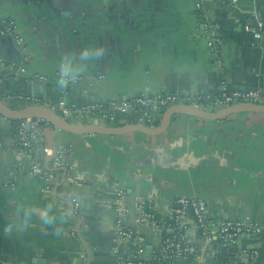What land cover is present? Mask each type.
<instances>
[{"label": "crops", "instance_id": "obj_1", "mask_svg": "<svg viewBox=\"0 0 264 264\" xmlns=\"http://www.w3.org/2000/svg\"><path fill=\"white\" fill-rule=\"evenodd\" d=\"M204 1L205 16L220 27L215 54L197 0H0L1 97L10 104L9 96L30 95L62 117L71 111L77 125L118 127L138 124L139 114L111 104L144 95L186 90L213 101L223 84L264 91V39L254 45L245 32L261 23L264 35V0L236 7ZM9 20L21 47L4 34ZM14 134L15 122L0 119V264H119L130 249L115 228L120 191L145 259L169 231L141 222L139 200H154L168 221L174 201L185 197L206 202L214 220L258 225L260 234L239 240L235 264L249 263L243 250L258 252L250 264H264V114L177 115L155 137L78 135L47 125L40 134L50 153L39 147L31 157L12 147ZM185 223L199 253L178 263L217 264L219 239L204 241L191 217Z\"/></svg>", "mask_w": 264, "mask_h": 264}, {"label": "built area", "instance_id": "obj_2", "mask_svg": "<svg viewBox=\"0 0 264 264\" xmlns=\"http://www.w3.org/2000/svg\"><path fill=\"white\" fill-rule=\"evenodd\" d=\"M221 7H236L240 0H215ZM204 0H197L195 8L200 13L204 24L205 35L213 54L216 53L221 44V35L219 25L207 19L204 14ZM204 14V15H203ZM263 25L259 23L256 29L253 26L246 25L245 32L251 35L254 45L262 46L264 39ZM4 34L11 37L14 43L21 47L23 39L15 33V22L9 20L5 22ZM19 71V70H18ZM24 72V70L19 71ZM16 75L18 72L15 73ZM40 79L45 80L44 77ZM78 78H69L66 82H76ZM10 106H44L54 109L41 99L30 95H12L8 97ZM14 103V104H11ZM236 103H253L264 105V91L262 89H242L230 88L226 84L221 87L215 100H210L202 92L192 93L186 90L175 92H163L156 95H144L134 98L129 102L122 104L112 103V110L118 113H126L129 109L139 114L138 124H151L154 126V117L162 119L163 114L172 106L187 105L193 108L205 111H218ZM92 108H83L82 112H89ZM65 119L70 120L74 114L69 110L62 112ZM3 116L0 115V119ZM50 125L41 119H23L15 122V134L11 145L27 156H33L37 148L41 147L46 153L50 149L45 147L44 139L41 136V130L44 126ZM61 164L55 160V167ZM39 167H33L37 171ZM45 170L46 189H51V174L48 169ZM125 191H120L114 199L116 221L115 228L121 242L130 245L129 252L126 255L119 256V264H179L178 262L188 260L198 256L199 249L191 243L187 234L186 217H191L204 241H211L217 237L224 248L235 250L237 244L243 235H257L261 233V228L253 223H248L239 219L214 220L209 215L208 204L199 199L178 198L171 207V218L168 221L162 220L158 216V205L154 200L140 199L139 205L142 209L141 222L150 225L156 231L168 230L169 234L164 236L157 250L154 251L150 260L145 259V250L142 246L143 238L136 235L135 231L128 223V217L131 215V209L124 203ZM79 208V203H74ZM115 253H119L118 249ZM242 255H246L247 263L250 264L258 257L257 251L243 250ZM229 264V263H226Z\"/></svg>", "mask_w": 264, "mask_h": 264}, {"label": "water", "instance_id": "obj_3", "mask_svg": "<svg viewBox=\"0 0 264 264\" xmlns=\"http://www.w3.org/2000/svg\"><path fill=\"white\" fill-rule=\"evenodd\" d=\"M3 78L4 77L0 76V80H3ZM2 92L3 91L0 90V115L7 120L16 122L28 118L41 119L52 125L56 131H65L78 135L121 136L133 132H140L148 136L155 137L164 134L168 130L172 118L177 115H186L207 121H221L237 114H264V105L253 103H236L218 111H205L187 105H175L166 110L162 116L159 126L157 127L150 128L144 124H129L118 127H110L99 123L81 126L65 119L52 108L44 106H26L22 109L13 108L4 102L1 97ZM150 253L151 250L149 249L146 256H149Z\"/></svg>", "mask_w": 264, "mask_h": 264}, {"label": "trees", "instance_id": "obj_4", "mask_svg": "<svg viewBox=\"0 0 264 264\" xmlns=\"http://www.w3.org/2000/svg\"><path fill=\"white\" fill-rule=\"evenodd\" d=\"M238 251L235 250H229L227 248H223L220 250L217 258V264H235L236 259L235 256ZM239 264V263H238Z\"/></svg>", "mask_w": 264, "mask_h": 264}, {"label": "clouds", "instance_id": "obj_5", "mask_svg": "<svg viewBox=\"0 0 264 264\" xmlns=\"http://www.w3.org/2000/svg\"><path fill=\"white\" fill-rule=\"evenodd\" d=\"M10 230V229H9Z\"/></svg>", "mask_w": 264, "mask_h": 264}]
</instances>
